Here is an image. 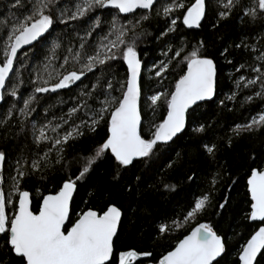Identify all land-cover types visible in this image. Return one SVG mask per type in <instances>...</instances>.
Returning a JSON list of instances; mask_svg holds the SVG:
<instances>
[{"label": "snow or ice", "instance_id": "6c2138e0", "mask_svg": "<svg viewBox=\"0 0 264 264\" xmlns=\"http://www.w3.org/2000/svg\"><path fill=\"white\" fill-rule=\"evenodd\" d=\"M155 2L156 0H75L72 7H60L58 0H29L28 7L23 0H14L9 5L10 8H22L24 11L18 15L13 13L15 19L10 24L0 21V44L3 45L0 89H6L9 74L14 69V61L23 46L32 45L45 34H50L57 22L66 27L69 21L87 22L84 35L77 34L79 50L68 47L67 55L63 56V62L58 66H54L52 60L61 44L56 40L52 42L51 55L45 57V63L32 80V93L23 98V107L19 109L22 116L26 117L34 111L31 105L37 101V94L69 88L81 81L87 73L94 74L95 82L90 89L85 86L86 90H81L78 103L67 114L68 119H71L84 109L88 119H82L79 124H72L67 129H62V125L68 123V119L64 117H60V122L54 126L51 121L40 128L33 124V142L37 146H50L43 154H34L30 162L26 158L18 159L16 174L9 176L11 182L7 192L0 187V264H137L139 257L153 255L136 249L121 250L118 254L115 252L114 237L118 234L122 211L114 203L106 204L99 211L92 208L80 211L70 227L67 222L71 220V201L78 182L85 180L95 164L109 159L117 170H127L137 159L150 158L158 144H167L182 132L189 109L198 107L199 102L211 100L214 96L217 67L212 58L203 55L204 42L201 40L193 44L189 50L181 37L175 49L169 45L167 51L162 53L167 62L161 61L159 65H153L156 69L155 77L162 78V74L169 71V66L176 61L174 67L178 70V78L171 90L156 91L145 98L146 106L153 114L163 104L166 115L159 123H152L150 138L142 135L141 61L138 59L137 44L144 35L143 23L151 19L150 12ZM216 3L220 20L228 18L238 6L244 16L252 21L264 19V0H250V6L247 7L243 6L242 0H216ZM98 10H113L107 11V16L111 19L108 20L103 12L98 14ZM137 10L145 11L137 13ZM156 14L164 18L166 23V30L161 36L176 32L178 21L187 29L199 28L207 15V0H167L156 9ZM129 15L131 19L128 18ZM105 23L107 31L103 32L95 46L88 45L92 48L91 52L85 51L86 38L92 36L97 29L103 30ZM256 59L264 62V51ZM120 61L127 69L124 78L116 79L114 69ZM69 65L73 67L69 68ZM262 69L264 63L261 67H253L252 70L259 73L256 79L246 80L243 76L238 79L237 88L241 83L244 88L255 85L257 80L261 83V91L248 96L245 102H251L254 98L264 100ZM18 86V82H13L8 95L15 98ZM235 96L236 93H233L229 99H234ZM89 101L94 103L90 104ZM11 115L9 110L4 119L0 120V126ZM101 122L106 125L105 138L91 153L76 159L78 167L73 169L65 161L66 146L70 140L83 135L82 125L95 131ZM236 127L237 130L249 132L264 127V110L252 116L246 124ZM49 128L56 133L55 136L46 134ZM194 131H203V126ZM205 147L209 153L213 152V147ZM5 159L6 154L0 151V162ZM57 166L62 174L61 179L48 194L42 195L38 212L34 213L31 209L30 192L21 189V182L33 177L44 180L47 178L46 173L55 170ZM65 172L66 176L63 175ZM136 179L139 180L140 177ZM164 187L172 186L165 184ZM247 194L250 198V211L246 219L259 221L262 226H258L238 251L237 264H254L258 253L264 250V170H250ZM208 201L209 195L196 199L194 206L183 217V223L195 220ZM220 207L223 208L224 204ZM181 226V221L174 220L168 230ZM165 231V225L161 224L159 233L163 235ZM224 251L222 237L210 224L199 223L174 247L162 254L156 264H219L217 258Z\"/></svg>", "mask_w": 264, "mask_h": 264}, {"label": "trees", "instance_id": "16d2710c", "mask_svg": "<svg viewBox=\"0 0 264 264\" xmlns=\"http://www.w3.org/2000/svg\"><path fill=\"white\" fill-rule=\"evenodd\" d=\"M23 2L30 7L29 0ZM166 2L167 0H156L150 12L151 19L143 23L144 35L137 44V53L142 62V135L150 138L152 123H159L166 114L163 104L153 114L147 108L145 98L156 91L171 90L178 78V70L174 67L176 61L169 66V71L162 74V78L155 77L156 69L153 65H159L161 61L167 62L162 53L167 51L169 45L175 49L181 37L189 50L193 44L201 40L204 42L203 55L212 58L217 67L215 98L191 109L187 114L184 132L168 144H158L150 158L137 159L127 170H117L109 159L95 164L85 180L78 182L71 202V220L67 226H71V222L82 210L92 208L99 211L106 204L114 203L122 211L118 234L114 239L115 252L118 254L126 249L151 252V257H139L137 264H156L157 259L174 247L192 228L199 223H208L225 244V251L218 259L219 264H237L238 251L259 226L246 219L250 211L247 177L252 168L264 169V127L251 132L237 130L236 127L246 124L252 116L264 110V100L254 98L251 102H245L248 96L261 91V83L257 80L255 85L248 88H244L241 83L237 88V81L241 76L247 80L256 79L259 75L252 69L261 67L264 63L256 59L264 51V19L252 21L244 16L238 6L228 18L220 20L216 0H207V15L199 28L187 29L178 21L176 32L161 36L166 30V23L164 18L157 16L156 9ZM11 3L14 0H0V21L10 24L15 19L13 13L18 15L24 11L22 8H10ZM74 3L75 0H58L60 7H72ZM242 4L250 6V0H242ZM107 11L113 10H98V14L103 12L107 16ZM140 12L143 11L137 13ZM128 18L131 19V15ZM107 19L110 20L111 17L107 16ZM86 27V21H69L67 27L57 22L50 34L21 52L15 60L0 105V120L4 119L9 110L12 112L11 117L0 126V151L6 154L4 168L0 173V187L6 192L11 182L9 176L16 174L17 160L26 158L30 162L34 154H43L50 146H37L33 142V124L40 128L49 121L54 126L60 122V117L68 119L67 114L78 103L81 90H86L85 86L90 89L95 82L94 74L87 73L81 81L69 88L37 94V101L31 105L34 111L30 115L25 117L19 113V109L23 107V98L32 93V80L36 78L37 70L45 63V57L51 55L52 42L56 40L61 44L52 60L53 65L58 66L63 62V56L67 55L68 47L79 50L77 34L83 36ZM105 31L107 23L103 30L97 29L92 36L87 37L85 51L91 52L92 48L88 45L95 46ZM245 45L248 47L245 48ZM2 60L3 45L0 44V62ZM71 67L73 65H69ZM114 71L116 79L124 78L126 67L122 61L116 64ZM13 82H18L19 85L15 98L8 95ZM233 93H236L235 98L229 99ZM147 103L150 104V101ZM82 119H88L84 109L68 119L62 129L79 124ZM200 126H203V131H194ZM81 131L83 135L70 140L64 153L65 161L73 169L78 167L76 159L91 153L105 138L106 125L101 122L95 131L82 125ZM46 134L56 135L51 128L46 130ZM206 145L213 147V152L209 153ZM61 175L57 166L55 170L46 173L47 178L44 180L33 177L21 182V189L30 192L32 211H38L42 195L54 188ZM63 175L66 176L67 173ZM136 177L140 179L137 180ZM165 184L172 187L165 188ZM204 195H209L204 209L197 214L195 220L184 224L183 217L187 211L194 206L196 199ZM222 203L223 208L220 207ZM174 220L181 221L182 226L169 231ZM161 224L166 227L163 235L159 233ZM255 264H264V250Z\"/></svg>", "mask_w": 264, "mask_h": 264}, {"label": "water", "instance_id": "95a60500", "mask_svg": "<svg viewBox=\"0 0 264 264\" xmlns=\"http://www.w3.org/2000/svg\"><path fill=\"white\" fill-rule=\"evenodd\" d=\"M156 3V2H155ZM138 11H145V10H137V12ZM130 16V15H129ZM203 20V19H202ZM202 22V21H201ZM47 34H45L43 37H41V38H39L37 41H34L33 42V44L32 45H25V46H23V48L21 49V50H19V52H18V55L21 53V52H23L24 50H26V49H28V48H30V47H32L33 45H35V44H37L38 42H40L45 36H46ZM138 59H140L139 58V56H138ZM14 63H15V61H14ZM125 67H126V69H127V66L125 65ZM141 74H142V62H141ZM10 75H11V73L9 74V77H10ZM141 80V79H140ZM7 83V82H6ZM3 91H4V89H0V96H3ZM215 93H216V86H215V92H214V96H213V98L211 99V100H208V101H203V102H199V104H202V103H204V102H210V101H212V100H214V98H215ZM2 100L3 99H0V105H1V103H2ZM195 106H193V108H194ZM191 109H189V111H190ZM188 111V112H189ZM187 114L188 113H186V123H187ZM166 115V114H165ZM185 128H186V124H185ZM185 128L182 130V132L181 133H178L177 134V136L176 137H178V136H180L183 132H184V130H185ZM176 137H173V139L171 140V141H169L168 143H170V142H172ZM167 143V144H168ZM3 168H4V161L3 162H0V173H2V171H3ZM262 170H264V169H262ZM246 184H247V181H246ZM76 192V191H75ZM75 192H74V194H75ZM74 194H73V197H74ZM30 198H31V195H30ZM250 199V198H249ZM72 202V201H71ZM31 209H32V200H31ZM34 212V211H33ZM38 212V211H37ZM35 213V212H34ZM122 218V217H121ZM250 222H253V221H251V220H249ZM255 223H258L259 224V226H262V225H260V222L259 221H256ZM67 224H68V222H67ZM119 224H120V222H119ZM119 224H118V228H119ZM258 229V228H257ZM256 229V230H257ZM190 233V232H189ZM188 233V234H189ZM254 234V233H253ZM251 237V236H250ZM249 237V238H250ZM114 239H115V237H114ZM246 243V242H245ZM263 251V250H262ZM223 254V253H222ZM222 254H221V256H222ZM261 253H258V256H257V258L259 257V255H260ZM220 256V257H221ZM220 257H218L217 258V260L220 258ZM238 258V257H237ZM255 262L256 261H254V264H255Z\"/></svg>", "mask_w": 264, "mask_h": 264}, {"label": "rangeland", "instance_id": "374dc122", "mask_svg": "<svg viewBox=\"0 0 264 264\" xmlns=\"http://www.w3.org/2000/svg\"><path fill=\"white\" fill-rule=\"evenodd\" d=\"M150 69H148V71H149Z\"/></svg>", "mask_w": 264, "mask_h": 264}]
</instances>
